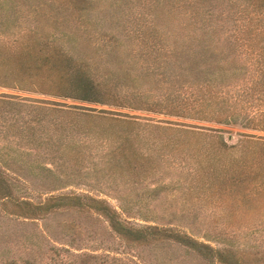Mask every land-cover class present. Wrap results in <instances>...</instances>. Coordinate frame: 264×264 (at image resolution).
<instances>
[{
	"label": "trees",
	"instance_id": "16d2710c",
	"mask_svg": "<svg viewBox=\"0 0 264 264\" xmlns=\"http://www.w3.org/2000/svg\"><path fill=\"white\" fill-rule=\"evenodd\" d=\"M0 86L49 97L0 93L1 130L14 136L12 150L36 156L0 157L2 216L34 224L81 213L104 222L128 249L108 259L77 254L78 264H153L129 250L163 246L180 248L196 264H264V247L230 239L212 246L176 222L130 221L129 204L51 193L61 188L56 170L88 167L77 137L90 136L107 145L101 167L135 178L185 167V188L194 194L263 215V136L244 133L228 144L215 132L90 105L264 131V0H0ZM188 134L212 141L188 142ZM255 220L264 216L245 223ZM41 229L48 233L45 222Z\"/></svg>",
	"mask_w": 264,
	"mask_h": 264
},
{
	"label": "rangeland",
	"instance_id": "374dc122",
	"mask_svg": "<svg viewBox=\"0 0 264 264\" xmlns=\"http://www.w3.org/2000/svg\"><path fill=\"white\" fill-rule=\"evenodd\" d=\"M0 93L49 98L1 86ZM62 101L74 103L70 100ZM90 106L134 116L139 122L149 120L158 124H177L193 130L215 132L228 144L235 143L244 133L264 137V131L243 128L238 124H222L104 105ZM1 124L3 123L0 120L1 158L9 162L13 157L21 162L36 157L33 154H26L25 151H13L14 136L1 130ZM186 137L188 142L212 141L210 137L196 134H188ZM77 144L83 147L82 162L88 167H81L70 173L68 170H56L55 175L58 179L53 182L61 185V188L51 193L74 192L102 199L111 205L129 204L132 205V214L128 215L130 221L141 224L176 222L188 227L198 240L212 246H221L230 239L233 240V244L246 242L254 245L255 249L264 247V222L258 223V220H255V224L245 223L252 217H263L264 213L257 215L255 211L236 208L230 205L231 202L228 203L226 198L216 199L204 193L194 194L191 189L185 188V182L190 177L185 167L165 165L147 177L135 178L125 171L109 170L105 166H100L106 159L104 153L107 145L104 142L90 136H78ZM27 173L29 174L30 170ZM27 179L30 184L35 183L36 187L41 183L39 179H33L29 175ZM160 184L167 186L154 191L153 188ZM30 197L38 199L36 194ZM43 222L47 225L48 233L41 229ZM228 222L234 223L235 226L239 223V226L227 225ZM34 224L14 221L0 214V264H78L79 258L75 256L77 254H101L106 255V258L122 257L128 250L104 222L81 213L59 212ZM129 252L138 254L144 263L196 264L191 256L184 254L176 246L134 247Z\"/></svg>",
	"mask_w": 264,
	"mask_h": 264
}]
</instances>
